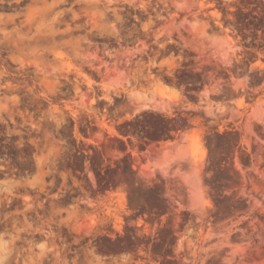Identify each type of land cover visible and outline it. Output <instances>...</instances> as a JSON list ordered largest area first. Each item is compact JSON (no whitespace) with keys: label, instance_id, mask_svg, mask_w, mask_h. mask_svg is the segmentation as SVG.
I'll return each instance as SVG.
<instances>
[{"label":"clouds","instance_id":"obj_1","mask_svg":"<svg viewBox=\"0 0 264 264\" xmlns=\"http://www.w3.org/2000/svg\"><path fill=\"white\" fill-rule=\"evenodd\" d=\"M217 3L225 13L223 24L217 22V17L203 15L199 0H75V3L73 0H59L58 3L0 0V28L10 29L0 32V55L7 57L17 79L32 84L13 88L12 92H19V96L10 93V101L5 96L0 111V144H11L15 137L14 147L20 152L17 163L7 151L0 154V264H137V261L151 264L150 258L139 255V246L153 245L159 240L160 231L169 226L174 243H165V248L170 247L171 251L156 257L159 264H209L214 260L219 264H254L256 261L264 264V240L258 241L262 246L259 254L256 245L234 251L225 249L221 242L225 237L219 231L201 238L190 226L193 217L199 224L208 216L215 217L217 212L214 189L207 182L217 173L212 167L210 148L217 143L216 137L226 132L238 136L235 146L238 145L240 132L229 131V124L220 131L219 125L223 121L234 125L242 114L247 118L249 113L247 106L243 109L238 106L233 95L246 96L252 103L256 94L264 93V79L253 84L241 60L246 50L258 46L257 39L264 41V37L257 32L241 33L236 22L228 17L229 0H217ZM257 3L264 5V0H257ZM74 7L87 8L88 15L78 14ZM258 9L264 15V8ZM74 33L79 38L72 42L68 38ZM48 41L71 49L69 54L73 61L91 72L95 80L89 79L79 68L73 70L79 74L77 78L70 80L69 73L59 64L51 66L49 63L45 72L42 57L52 50ZM9 44L15 49V56L6 50ZM209 60L212 63L207 66H215L220 75L229 78L231 72H236L242 77L240 86H229L232 94L218 93L212 97L223 104L211 103L208 93L203 91L208 80L199 65ZM182 70L198 74L200 80L179 83L178 72ZM0 78L10 77L7 72H0ZM162 86H166V91L175 89L173 95L177 99L162 98L159 91ZM65 99L71 100V107L63 102ZM117 100L121 102L117 104ZM40 102L44 104L43 109ZM97 102L99 106L104 102L109 122L117 130L105 134L107 139L102 147L78 139L74 134L77 120L80 132L82 127L86 129L84 135L91 134L89 129L97 131ZM17 106L32 111L14 113L12 109ZM149 115L168 122L167 129L158 136H153L151 126L144 125ZM191 116L202 117L209 129L202 136L205 149L200 164L202 174H194V184L176 175L178 166L191 170L190 154L181 157L169 169L153 167L150 175L133 167L137 159L154 162L160 159L161 148L154 142L177 140L174 132L194 126L189 121ZM250 118L256 121L257 127L253 130L245 126L246 134L258 148L264 147V118L257 117L254 111ZM70 124L71 137L67 135ZM133 124L138 128L133 129ZM187 142L185 131L179 137V144L186 146ZM26 146L31 148L30 156L23 152ZM129 146L139 148L142 155L134 157L128 151ZM121 152L125 154L121 156ZM97 153L99 160L94 165ZM243 156L250 158L249 153L241 149V160ZM75 157H83L80 169L68 166L70 160L74 163ZM28 160L34 170L21 171L18 165ZM125 161L130 167H125ZM225 161L230 158L221 162V168ZM112 162L116 167H112ZM67 170L70 171L66 175ZM235 171L239 173L240 170ZM230 175L236 178L232 170ZM259 175L264 180V173ZM121 185L127 195V208L132 210L130 215L121 213L125 221L123 232L109 223L108 231L101 234L98 228L104 227L107 221L103 215L98 217L96 229L90 226L83 233L77 232L75 206L91 209L92 200ZM156 188L162 189L160 198L165 202V210L160 214L142 212L132 196L133 189L148 192ZM193 188L197 193L195 200ZM231 189L232 184L223 188L222 196L233 197ZM22 193H31L36 199L26 200ZM65 197H70L67 204L53 208ZM261 200H264V193ZM15 201L20 202L23 211L17 215L5 214ZM181 205L183 217L188 213V218L177 227L168 214ZM245 205L248 207L246 202ZM144 207H147L146 202ZM255 208L260 215L264 205L255 201ZM144 213H148V222L159 224L155 237L145 235L136 223ZM252 224L253 233L257 227L264 232V224L255 220ZM126 227L130 230L127 233ZM65 231L72 237L70 240L64 235ZM58 232L64 239L57 237ZM126 235L133 242L138 239L142 242L134 248L118 251H102L97 242L99 238H110L114 242Z\"/></svg>","mask_w":264,"mask_h":264},{"label":"rangeland","instance_id":"obj_2","mask_svg":"<svg viewBox=\"0 0 264 264\" xmlns=\"http://www.w3.org/2000/svg\"><path fill=\"white\" fill-rule=\"evenodd\" d=\"M59 0H44V3H58ZM75 3V0H73ZM202 14L205 16H214L217 17V22L223 24V17L225 13L222 11L220 5L217 3V0H199ZM228 7V17L231 21L236 22L238 29L241 33L244 32H257L259 36L264 37V15L261 14V10L257 8H264V5L257 3V0H229L227 5ZM257 10V11H256ZM74 11H77L78 14L83 13L85 16L88 15L89 10L87 8L77 9L74 7ZM9 15H12L9 13ZM143 18V16H142ZM90 19L95 22L93 17ZM131 20H129V24ZM10 31L9 28H0V32ZM227 31H231V28H227ZM77 34H73L68 39L74 42L78 39ZM228 39H234L231 36L227 37ZM59 42H57L58 44ZM93 43H96L93 41ZM114 43V41L112 42ZM47 45L51 46V52H46L42 57V60L45 61L43 64L45 72L48 71L49 63L51 66H56L57 64L61 65L68 73L69 79L75 80L78 73H74V69L79 68L80 72H83L91 80H95L94 75L86 70L85 68L80 67L79 64L75 63L69 54L71 49H65L62 45L57 46L51 41L47 42ZM256 47L248 48L246 50L245 56L241 58L242 64L245 65V70L248 72V75L253 84H258L261 82V79H264V41L257 39ZM97 47L99 45L97 44ZM172 46H170L171 48ZM7 51H10L13 56H15V49L9 44ZM89 51H94V49H89ZM99 55V53H97ZM38 63L41 61H37ZM209 60L207 63L202 62L199 67L205 73V77L208 80V83L205 84L204 92L208 93V99L211 103H221L223 101L212 100V97L218 93H225V95H230L231 89L240 86L242 82V77L236 72H231V76L226 78L220 75L215 66L208 67L207 64H211ZM250 70V71H248ZM29 71H31L29 69ZM0 72H7L9 79L4 80L0 78V111L3 109L4 97L7 96L8 100H11V95L19 96V92H12L13 88H21L23 85L32 86L31 82L28 80L17 79V73L13 70L12 65L8 62L7 57L0 55ZM43 79V77H41ZM200 80L198 74H193L188 70H182L178 72V81L179 83H196ZM170 83V79L168 80ZM63 83V82H62ZM99 83V81H96ZM166 86L160 88V94L162 98H167L171 100L177 99L173 93L175 89L171 91H166ZM83 90V89H82ZM247 90V89H245ZM11 93V95H10ZM233 99L236 100V103L240 108L247 106L249 108V113L247 118L244 114L240 118L236 119L234 125L232 122L223 121L219 125V130L223 131L225 129V124H229V131H238L240 132L239 144L235 146L238 136L235 134L225 133L223 136H217V143L214 147L210 148V158L212 159V167L217 169L216 175L211 181H207L212 184L214 189L213 198L217 205V212L214 213V216H208L201 220L199 224L196 223L195 218L193 217L190 223V226L194 229V232H198L200 237L203 238L209 233H215L219 231L224 235L225 239L221 241L224 244L225 249H232L234 251H239L244 249L247 245H256L257 254L260 253L262 246L258 243L259 240H264V232H261L257 227L255 233L251 230L253 227L252 221L255 220L258 224H264V219H261V216H264V210H260V215H257V209L255 208V201H261V204L264 205V200H261V194L264 193V180L260 178V173H264V147H257L254 142L248 137L245 131V126L252 127L253 130L257 127L256 121L251 119L252 112H255V115L260 118H264V105H261V102L264 101V93L256 94L252 103H249L248 97L246 96H235ZM25 104L27 99H25ZM55 102V101H54ZM69 107H71V100L65 99L63 101ZM121 101L117 100V104ZM104 102H97V131L91 132L90 135L86 134V129L84 127L79 130V120H77L74 134L78 139H83L88 143H97L101 147L105 140L107 139L106 133L113 134L117 130L109 122L108 110L103 107ZM191 103V102H190ZM257 105H261L257 107ZM60 106L59 103L56 105ZM167 107V105H164ZM121 107H125L121 105ZM40 108H44L43 102H40ZM12 111L24 113L26 111L31 112L30 108L19 107L13 108ZM103 113V115H100ZM35 120V116L33 115ZM189 121L194 126L190 129H180L177 132H174L173 135L177 136V140H168V141H159L154 142V144L161 148L160 159L155 162L151 159H137L133 164L134 168H139L144 171L145 175H150L153 167H162L164 169H169L173 164H176L180 161L181 157L186 155L191 156L192 168L191 170H186L182 167L176 168V175L183 178V180L192 185L195 182L194 174H202L200 164L202 161V156L205 152L203 147L202 136L209 131L207 125L203 122L202 117L191 116ZM144 125L151 126L154 129L153 136H158L160 132L167 129L168 122H166L162 117L149 115L144 121ZM259 127V126H258ZM133 129H137L138 125L133 124ZM95 131V129H93ZM186 131L187 135V145L179 144V137L181 133ZM72 125L70 124L67 129V135L71 137ZM127 140L126 137H124ZM14 140L11 144H0V154L2 151H7L8 154L13 158L14 163H17L16 157L20 154L19 150L14 147ZM211 143V141H210ZM172 146H176L173 148ZM235 146V147H234ZM123 148L124 146L121 145ZM214 149V151L212 150ZM234 148V149H233ZM241 149L249 153L250 158L243 156L241 160ZM90 151L91 149H86ZM110 152L118 150H109ZM128 151L132 153L134 157H140L142 153L139 148H132L129 146ZM26 156H30L31 148L26 146L23 150ZM125 153L121 152L120 155ZM107 158V153H106ZM230 158V161H225L223 168H221V162L225 159ZM83 157H75L74 163L71 162L68 166L73 167L74 169H80L82 165ZM99 160V153L93 158V164L95 165ZM21 171L25 169L34 170L32 168V163L28 160L24 164L18 165ZM63 167V165H62ZM112 167H116L115 162H112ZM125 167H130V164L125 161ZM239 169V173L235 171ZM236 177L230 175V171ZM67 170L65 174H68ZM131 177L132 173L128 174ZM119 179V177H117ZM239 180V183H237ZM59 182V181H58ZM131 183V181H129ZM232 184V191L234 193L233 197H224L222 196V189L230 187ZM162 189L156 188L148 192H139L135 189L132 191V196L138 207H141L142 212H153L157 214L162 213L165 210V202L160 198V193ZM196 189L193 188V200L196 198ZM24 198L27 199H36L31 193H22ZM70 201V197H65L60 203L54 204L53 208L63 207V204H67ZM145 202L147 207H144ZM245 202L248 207H246ZM92 208H81L80 206H75L77 211V220L74 225L77 232H85L91 228L96 229L98 225V217L103 215L107 217V221L104 227L98 228V231L103 234L108 231L107 224H111L114 229H118L123 232L125 221L123 219V214L130 215L131 209L127 208V195L124 191V186L121 185L119 189L110 190L108 193L97 197L91 201ZM183 205L180 207H174L168 215L173 217V223L175 226H179L184 218H188V213L182 211ZM23 211L20 202L15 201L11 210L6 212L7 215H17ZM43 215V213H41ZM148 213H144L137 221V225L142 228L145 235L151 234L154 237L156 236L157 230L159 228L158 223H150L146 219ZM225 218V219H223ZM223 219V220H221ZM215 221V222H214ZM51 223V221H49ZM247 224L248 227H244ZM169 225H171V218L169 220ZM130 231L126 227V233ZM114 234V233H110ZM182 234V233H181ZM64 235L70 240L72 237L64 232ZM59 239H64V236L61 233H57ZM195 239V236L193 237ZM101 245L102 251H118L122 248H134L140 241L139 239L133 242L127 235L125 237H118L116 241H111L110 238H99L97 241ZM165 243H174V237L172 236L171 227H166L160 231L159 240L152 244L140 245L138 253L140 256H146L150 258L151 264H159V260L156 257L159 255H168L170 254V247L165 248ZM225 260H228V257L225 256ZM137 264H147L146 261H137ZM209 264H219V261H210ZM254 264H261L260 261L254 262Z\"/></svg>","mask_w":264,"mask_h":264},{"label":"trees","instance_id":"obj_3","mask_svg":"<svg viewBox=\"0 0 264 264\" xmlns=\"http://www.w3.org/2000/svg\"><path fill=\"white\" fill-rule=\"evenodd\" d=\"M212 150L214 151V149L212 148Z\"/></svg>","mask_w":264,"mask_h":264}]
</instances>
